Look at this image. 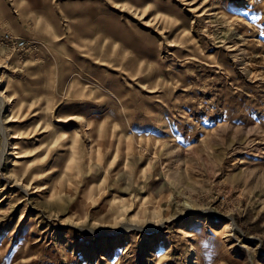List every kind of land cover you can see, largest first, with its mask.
Returning a JSON list of instances; mask_svg holds the SVG:
<instances>
[{
    "label": "rangeland",
    "instance_id": "374dc122",
    "mask_svg": "<svg viewBox=\"0 0 264 264\" xmlns=\"http://www.w3.org/2000/svg\"><path fill=\"white\" fill-rule=\"evenodd\" d=\"M0 264H264V0H0Z\"/></svg>",
    "mask_w": 264,
    "mask_h": 264
},
{
    "label": "bare ground",
    "instance_id": "6f19581e",
    "mask_svg": "<svg viewBox=\"0 0 264 264\" xmlns=\"http://www.w3.org/2000/svg\"><path fill=\"white\" fill-rule=\"evenodd\" d=\"M227 2V1H226ZM227 5V4H226ZM235 20V19H234ZM2 97V96H1ZM166 129H167V127L166 126H164ZM89 129V128H88ZM103 130V129H102ZM12 137V136H11ZM8 139H10V138H8ZM77 140V139H76ZM75 140V141H76ZM99 140V139H98ZM97 140V142L96 143H98L99 141ZM118 142L119 143H117V145L115 146V148L113 149L114 150V152L112 153V156H113V159L115 158H117V157H119V152H121L122 151V147H121V140L120 139H118ZM74 144V143H73ZM113 145V144H112ZM95 149V152H93V150ZM130 147L129 148H127V153H128V151H130ZM93 152V153H92ZM92 152H91V154L92 155H94L95 156V159H96V157H97V159H98V157H99V152H100V146H98V145H95V147L94 148H92ZM16 157V156H15ZM113 159L111 160V162L113 161ZM27 187V186H26ZM2 202V201H1ZM216 217V216H215ZM198 224H200V221L199 220H197V219H192L188 224H186V226H185V228L183 229V231L184 232H190L195 226H197ZM127 228H130L129 226H127ZM127 228H125V229H127ZM133 228V227H132ZM134 229H137V228H134ZM196 241H201V237L199 236V235H197L196 236ZM153 241V240H152ZM150 255H152V250L151 249H149L148 251H147V253H146V256H150ZM147 258V257H146Z\"/></svg>",
    "mask_w": 264,
    "mask_h": 264
},
{
    "label": "built area",
    "instance_id": "2783aa9c",
    "mask_svg": "<svg viewBox=\"0 0 264 264\" xmlns=\"http://www.w3.org/2000/svg\"><path fill=\"white\" fill-rule=\"evenodd\" d=\"M2 40L5 42V44L10 47L12 50L17 51H26L28 49L34 48L36 43L32 41L25 40L23 38L11 35V34H5L2 37Z\"/></svg>",
    "mask_w": 264,
    "mask_h": 264
}]
</instances>
